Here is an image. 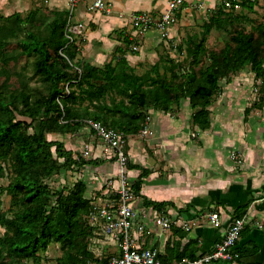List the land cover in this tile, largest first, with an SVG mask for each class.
<instances>
[{"label":"trees","instance_id":"16d2710c","mask_svg":"<svg viewBox=\"0 0 264 264\" xmlns=\"http://www.w3.org/2000/svg\"><path fill=\"white\" fill-rule=\"evenodd\" d=\"M238 1L243 8L252 5L251 0ZM209 10L202 38L188 35L185 39L187 64L159 58L143 73H137L122 55L101 67L76 59L77 46L64 47L67 11L31 9L25 17L19 12L0 15V179L7 177V183L0 185V195L9 197L6 210L1 209L0 198V227L4 229L0 264L27 260L38 264L40 252L51 244H58L61 250L54 259L56 264L110 263L111 259L98 258L91 249L94 227L88 216L94 206L85 195L86 183L78 178L71 187L57 190L47 182L54 174L91 162L75 158L62 135L86 125L85 120L99 121L126 137L138 135L148 109L171 112L182 99H188L194 110L192 123L206 130L210 126L208 107L220 81L249 67L264 83V18L251 31L233 28L229 42L213 51L204 44L205 34L241 16L226 12L222 2ZM28 24L37 30H30ZM124 42L129 44L127 37ZM203 56L209 61L199 65ZM22 57L32 58L39 84L8 88ZM158 66L162 67L160 73L156 72ZM132 168L140 170L131 184L133 194L142 198L143 205L165 213L164 207L171 203L140 195L149 170L128 161L127 169ZM245 208L237 207L234 218L242 217ZM191 243L173 249L174 263L160 254L158 257L163 263L190 264L182 260L197 258Z\"/></svg>","mask_w":264,"mask_h":264},{"label":"crops","instance_id":"0c3cea01","mask_svg":"<svg viewBox=\"0 0 264 264\" xmlns=\"http://www.w3.org/2000/svg\"><path fill=\"white\" fill-rule=\"evenodd\" d=\"M47 1L48 10L68 12V0ZM105 1L110 3L107 12L95 9L93 0H84L76 5L73 20L83 24L82 34L75 37L74 44L79 50L76 59L101 67L110 60L115 62L122 55L137 73L148 70L159 60L164 49L170 50L175 45L183 34V27L188 24V17L196 11L178 13L177 22L167 30L166 35L158 30H149L134 41L128 37L131 33L128 24L130 15L138 11H164L168 0ZM220 1L185 0V3H201L211 9ZM125 37L129 40L128 45L124 42ZM132 42L138 45L136 51L129 47ZM118 49L122 50V54ZM260 83L264 94L262 79L255 77L249 67L220 82L219 96L210 106V126L201 132L202 149L198 150L194 140H188V124L192 115L188 101H183L174 113L149 109L151 134L127 137L125 151L130 163L149 170L143 178L140 195L151 201L171 203L164 207L171 218L188 221L193 218L198 223L190 231L175 225L161 232L152 222V216L159 211L143 205L142 198L138 196L133 204L139 219H147L150 233L141 235L133 229L136 246L153 248L174 263L173 249L179 247L181 250L191 241L190 247L197 249L198 258L210 252L219 242L234 218L235 209L246 205L244 216L247 225L233 249V258L205 264H264V96L261 100H253V91L257 86L259 88ZM245 109L248 110L246 118L242 113ZM64 143L74 157L80 156L76 155L73 144ZM232 150H238L243 155L241 165L229 158ZM91 153L94 160L105 158L101 141ZM106 161L100 165V172H89L90 183L94 184L100 177L102 179L104 174L105 180L112 176L109 179L111 184L117 185L118 165L115 161ZM83 167H90V164L85 163ZM139 172L138 168L129 169V179L136 180ZM95 188H99V192L90 195L94 203H99L98 199L104 200V193L111 190L110 185L103 186V183ZM87 193L90 194L88 189L85 195ZM211 212L218 213L220 225L215 226L208 220L207 214ZM260 224L262 227H259ZM106 238L116 249L112 237Z\"/></svg>","mask_w":264,"mask_h":264},{"label":"built area","instance_id":"2783aa9c","mask_svg":"<svg viewBox=\"0 0 264 264\" xmlns=\"http://www.w3.org/2000/svg\"><path fill=\"white\" fill-rule=\"evenodd\" d=\"M84 0H68V15L65 22L64 34L68 44L75 43V37L82 34L83 24L75 23L72 14L76 5ZM224 10H237L240 8L238 0H222ZM92 6L100 11L107 12L110 9V3L105 0H93ZM202 7L201 3L188 4L185 0H168L167 6L161 12L138 11L130 15L129 25L131 33L128 35L134 41L149 30H158L162 35H166L167 30L177 22V14L186 10H198ZM130 49L136 51L138 45L135 42L130 44ZM60 53L61 52L60 49ZM87 127L94 132L102 143V155L107 159L116 161L118 165L117 185L114 186L109 181L111 187L110 194L113 197L106 196L102 200L103 204L94 203V210L88 216L89 223L93 227L99 226L106 236L112 237L117 245L118 254L111 257L109 264H168L163 263L158 257V253L153 248H141L135 245L133 231L139 234L150 233L147 219H139L138 211L135 207V195L132 191V181L128 176L127 162L128 154L125 151L126 134L112 128H108L95 120H85ZM150 116L147 115L138 134L140 136H149ZM89 147L85 145L83 156H88ZM108 191L104 193L107 195ZM211 224L220 225L217 212L207 214ZM153 225L161 232L170 229L172 226H178L183 229H189L193 222L182 218H171L163 211L157 212L152 216ZM245 225V216L232 218L227 226L222 238L215 247L202 256L189 261L183 259L182 262L190 264H205L215 260H231L233 258V249L239 239L240 233ZM134 229V230H133Z\"/></svg>","mask_w":264,"mask_h":264},{"label":"rangeland","instance_id":"374dc122","mask_svg":"<svg viewBox=\"0 0 264 264\" xmlns=\"http://www.w3.org/2000/svg\"><path fill=\"white\" fill-rule=\"evenodd\" d=\"M220 2L217 3V6L220 5ZM252 5L250 7H242L240 6L239 9L237 10H225L226 12L229 13H234L237 15H240L241 17L238 18V20L233 21L232 24H229L227 22L222 23L221 27H212L211 30L209 31L208 34H205L204 36V44L207 48V50H213V51H219L221 50L224 45L229 42L230 40V34L233 30V28H241L244 31H251L254 29V27L263 20L264 18V1L262 0H251ZM261 3V4H260ZM197 4V3H195ZM48 1L47 0H0V15H10L13 12H19L23 17L27 15V13L31 9H38L39 12L46 13L48 11ZM216 6V7H217ZM216 7L211 8V9H216ZM193 13V12H192ZM211 15V11L208 8L201 7L198 10L194 11L192 15H190L187 19L188 24L183 27V34L179 40L176 41L175 45L172 46L169 49H164L162 54L160 55V58L163 59V61L167 59H172L173 61H182L184 64H187V61L185 60V52L183 51L184 48V43L185 39L188 35H192L196 37L197 40H200L202 38V31H203V24L205 21L208 20V17ZM30 30L36 31L37 28L35 25H26ZM179 47H181V50H179ZM159 61V60H158ZM162 61V60H160ZM209 61L208 56H203L201 63L199 65H205ZM17 70L18 72L14 73L8 82V88L13 87V86H18L21 83H26L27 85L30 86H38L39 80L38 77L33 74V68H32V58L31 57H22L19 59L17 63ZM198 65V66H199ZM246 68V67H245ZM150 69V68H149ZM197 69V67L195 68ZM244 69V68H243ZM242 70V69H241ZM162 71V67L158 66L156 68V72L160 73ZM254 73V72H253ZM255 75V74H254ZM256 77V76H255ZM1 78V77H0ZM221 82V81H220ZM219 82V84H220ZM220 86V85H219ZM219 87L217 89V93L214 97V100L217 99L219 96ZM255 93V98L253 100H261L264 96L263 94V87L260 83L259 88L254 89L253 91ZM218 95V96H217ZM213 100V101H214ZM183 101H188V99H182L181 102L179 103V106L173 105V109L170 113H174L178 110L180 107L181 103ZM212 101V102H213ZM209 105V116L210 115V106ZM256 103V102H255ZM189 104V101H188ZM190 106V105H189ZM153 110L152 108H150ZM192 109V108H191ZM149 109L147 110V115H149L148 112ZM192 109V113H193ZM244 114V118H246V115L248 113V110L245 109V111L242 112ZM150 116V115H149ZM150 125V123H149ZM189 135H188V140H194L197 143V148L202 149L203 148V138H201V132L203 130L199 129L196 125L192 123L191 117L189 118ZM63 141L73 144L75 147V152L77 156L75 158L83 159L85 161H91L90 167H81L78 169V167L73 168L71 171H62L61 173L54 174L52 175L49 179H47L48 184L51 186L53 189H67L68 187H71L72 184L78 180V178H81L85 183H86V188L88 191H90V194H86L89 196V199H92L91 196H94L96 192H99V188H95L100 186V184L103 183V186L109 185V179L111 177H108L105 180V175L102 174V179L101 177L98 178V180L95 181V183H90L91 180L88 178L89 172L91 173H97L98 171H101V166L105 164L104 162H113L115 161L113 158L112 159H107V158H99L98 160H94L93 158V153L91 151L98 145V142L100 139L92 132L86 125H83L79 129H76L73 132L67 133L62 135ZM193 141V142H194ZM91 142V143H90ZM194 142V143H195ZM86 144H90L89 146L91 147V151L88 156H82L83 155V149ZM92 145V146H91ZM88 146V147H89ZM89 147V148H90ZM229 158L234 161L237 165H241L243 162V155L238 151V150H232L229 153ZM97 159V158H96ZM116 162V161H115ZM83 169V170H82ZM95 169V170H94ZM86 171V172H85ZM80 172L84 174V178L82 177V174L80 175ZM99 175V174H98ZM90 176V175H89ZM101 176V175H100ZM118 176V174H117ZM116 176V177H117ZM105 180V181H104ZM133 181V180H132ZM7 183V177H3L0 179V185H4ZM97 189V190H95ZM111 190L108 191L107 195H103V199H106V196L110 195ZM91 195V196H90ZM1 209L6 210L8 208V202H9V197L6 194H1ZM135 199H139L138 196L135 195ZM99 204H103L102 200L98 199ZM100 204V205H101ZM244 216V215H243ZM196 218V217H195ZM190 221L193 220V218L189 219ZM198 220V219H197ZM198 223L193 220V223L191 224L190 228L188 231L192 229V227H195ZM245 225L246 222H245ZM244 225V227H245ZM259 227H262L260 224ZM4 229L0 227V236L3 233ZM91 249L94 253V255L98 258L102 259H111V257L115 256L118 254V249H113V245L108 243L109 241L106 238L105 233L102 231V229L97 226L94 227V237L91 238ZM61 254V250L58 244H51L46 251L40 252V258L41 261L38 264H56L55 263V258L58 257ZM23 264H36L33 263L30 260L25 261Z\"/></svg>","mask_w":264,"mask_h":264}]
</instances>
